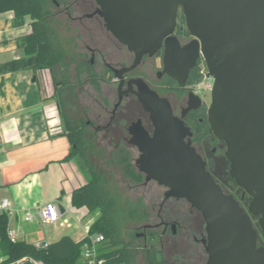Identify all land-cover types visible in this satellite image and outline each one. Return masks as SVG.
Listing matches in <instances>:
<instances>
[{"label": "water", "instance_id": "95a60500", "mask_svg": "<svg viewBox=\"0 0 264 264\" xmlns=\"http://www.w3.org/2000/svg\"><path fill=\"white\" fill-rule=\"evenodd\" d=\"M96 1L107 28L136 54L131 68L165 44L164 70L184 86L203 57L213 79L209 123L227 145L231 176L251 197L248 210L224 192L186 141L189 129L169 100L149 89L137 95L150 113L153 134L140 121L130 127L140 152L136 165L145 182L167 188L166 198H184L202 213L206 264H264L252 220L258 217L264 239V0ZM179 11L194 37L185 45L172 35Z\"/></svg>", "mask_w": 264, "mask_h": 264}, {"label": "flooded vegetation", "instance_id": "af4514ba", "mask_svg": "<svg viewBox=\"0 0 264 264\" xmlns=\"http://www.w3.org/2000/svg\"><path fill=\"white\" fill-rule=\"evenodd\" d=\"M52 2L56 17H65L64 22L70 32V35L62 40V46L67 53L66 62L54 69L57 82H54L51 74L58 104L63 103L61 96L65 90L69 92L74 85L70 83L71 78H66V75L74 74L77 80L74 86L89 83L93 87V92L89 87H85L81 96L82 103H85V116H81L79 120L82 119L85 123L86 141L87 130L94 129L91 138L94 141L102 140L103 143L97 142L102 149L108 150L107 145L112 146L114 155L120 154L124 149L129 150L130 154L133 149L139 152L138 147L131 142L134 134L130 132V127L140 121L142 126L153 134L154 126L150 113L145 110L137 95L138 92L149 89L169 100L174 114L181 118L189 129L186 141L190 142L202 156L207 170L224 192L233 195L241 206L248 210L251 197L231 176L230 161L226 154L227 145L214 134L209 123L211 89L204 85V76L193 82L192 72L201 69L203 57L198 58L184 86L179 85L164 70L165 44L155 54L145 55L136 67L131 68L136 54L107 28L104 18L98 12L100 5L96 0ZM56 31L58 35L60 32L58 29ZM172 35L182 45L194 39L187 30L185 16L181 11ZM57 40L58 43L61 41L59 37ZM147 61H150L152 66L151 74L140 70ZM78 75H81V78H78ZM93 79H97L99 85L94 84ZM90 103H98L99 108L92 109ZM190 103L195 107L187 110ZM131 114L133 116L129 117ZM88 144L90 155L96 144L94 142ZM153 182L157 183L153 180L149 182L144 180L138 185L147 186ZM158 185L163 189V192L157 193L158 196H162L163 193L162 199L157 203L147 204L149 210L146 207L145 209L150 212V216L141 228H138L142 231L136 232V236L142 237L146 242L144 251L148 253L153 247L149 242L158 240L160 247L155 249V252L158 259L162 260V264H206L209 257L206 250L208 234L202 213L184 198H166L167 188ZM252 220L259 231L258 246H264L258 217L253 216Z\"/></svg>", "mask_w": 264, "mask_h": 264}, {"label": "crops", "instance_id": "0c3cea01", "mask_svg": "<svg viewBox=\"0 0 264 264\" xmlns=\"http://www.w3.org/2000/svg\"><path fill=\"white\" fill-rule=\"evenodd\" d=\"M31 22L29 16H17L13 11L0 13V205L8 199L12 210L9 230L18 241L51 243L64 235L79 241L84 237L70 231V219L81 222L93 214L85 225L87 231L100 212L90 213L73 204L74 190L88 182L90 174L78 159H66L71 145L63 134L51 73L36 72L37 56L25 49ZM49 202H58L63 208L60 221L25 219L26 211L36 214L37 207ZM0 252L2 261L1 248Z\"/></svg>", "mask_w": 264, "mask_h": 264}, {"label": "trees", "instance_id": "16d2710c", "mask_svg": "<svg viewBox=\"0 0 264 264\" xmlns=\"http://www.w3.org/2000/svg\"><path fill=\"white\" fill-rule=\"evenodd\" d=\"M51 6H54L52 0H0V13L13 11L17 16H29L32 19V30L27 35L26 52L36 54L37 63L34 66L36 72L49 70L54 82H57L54 69L66 62L67 53L62 46L63 41L59 40L58 43L56 29L48 21L49 18L56 16V11ZM203 67H206L205 61L202 62L201 69L193 70V82L204 76ZM78 78H81V75H78ZM92 82L99 85L97 79H93ZM64 107V103L59 104V113L64 124L63 134L68 137L71 145L66 159H78L82 168L90 174L88 182L74 190L73 204L78 208L86 207L90 213L100 212V216L90 225L88 233L104 234L106 238L104 244L109 243L113 246L104 248V244L101 245L99 257L103 259L102 264H139L137 252L123 239L120 222L126 214L134 220H146L148 212L141 202L125 204L115 181L91 164L89 144L85 139V123L82 119L75 122L71 120ZM115 158L127 178L136 183L145 180L144 174L135 168L129 150L124 149L115 155ZM8 230L9 214L0 211V248L4 257L0 264H14L25 259H33L39 264H76L82 256L83 244L88 239V235L79 241L71 235H64L59 240L49 243L47 248L40 249L34 243L24 240L12 242ZM146 260L148 264H162L154 247L146 253Z\"/></svg>", "mask_w": 264, "mask_h": 264}, {"label": "rangeland", "instance_id": "374dc122", "mask_svg": "<svg viewBox=\"0 0 264 264\" xmlns=\"http://www.w3.org/2000/svg\"><path fill=\"white\" fill-rule=\"evenodd\" d=\"M52 9H55L54 6H51ZM65 17L60 16V18L53 16L52 18H49V23L55 28L59 30V38L60 40H64L67 35H70V32L68 28H66V24L64 22ZM99 64V63H98ZM99 65H97L98 67ZM141 72H145L146 74H151L152 66L150 64V61H147L144 63V65L140 68ZM59 77H61V74L59 73ZM68 77L71 78L70 83L76 84L77 80L74 78V74H70ZM167 81V80H164ZM164 81H161L163 83ZM208 81L204 82V85L207 86ZM72 85L70 88V91L65 90L64 94L61 96V100L64 103L65 111L67 112L68 116L71 120L77 121L81 116H85V108L84 104L82 103V94L84 93L85 87H89V89L93 92V87L89 83H85L83 86H74ZM72 90V91H71ZM94 94V93H93ZM98 103H90V107L94 110L99 108ZM113 105V103H112ZM91 109V110H92ZM133 114H131L129 117H132ZM94 129H88L86 133L87 142L93 144V142L96 144L94 148L92 149L91 154L89 155V159L91 164L102 173L107 174L110 176L113 181H115V184L119 187V190L121 191L122 199L124 203L133 204L136 203L138 200H142L145 207L148 203H157L162 199V196H158V192H163V189L159 187V185L155 182L150 183L147 186H142L141 184L138 185V183L130 180L127 178L122 170V167L118 165L116 162L114 152V147H110L107 145L108 150L102 149V147L97 142H102V140L94 141L92 137ZM123 145L125 143H122ZM104 145V144H103ZM139 156V152L137 149H133L131 153V159L133 164L136 167L135 161ZM148 194L147 196H145ZM141 202V203H142ZM147 208V207H146ZM149 210V208H147ZM125 212V211H124ZM125 215V213H124ZM94 215L90 214L87 215V217H84L83 221L77 222L73 219H70L72 222V229H70L71 232H74L76 234V237L83 238L87 236V231H85V225L90 222ZM148 216H150V212L148 213ZM123 217V214H122ZM147 221L146 220H137L132 219L129 217L128 214L124 216V218L121 220V233L123 236L124 241L129 244L136 252H137V262L139 264H148L146 260V252L144 251V244L146 243L145 240L142 237H137L136 232L142 231L141 228L142 224ZM149 244H152L154 249H158L160 247L158 240L149 242ZM104 248H113L112 245L109 243L104 244ZM1 257V252H0ZM76 264H86L84 258L81 256Z\"/></svg>", "mask_w": 264, "mask_h": 264}, {"label": "built area", "instance_id": "2783aa9c", "mask_svg": "<svg viewBox=\"0 0 264 264\" xmlns=\"http://www.w3.org/2000/svg\"><path fill=\"white\" fill-rule=\"evenodd\" d=\"M203 75L205 77V81H208L207 88L212 89L213 86V79L211 77H208V70L207 67L202 68ZM204 81V82H205ZM2 141V135L0 133V143ZM0 211H5L7 213H12V210L10 208V203L8 199H4L1 202L0 205ZM64 215V210L61 207L60 203L58 202H49L45 205H41L37 207L36 214L31 212L30 210L25 212V219L28 221L34 220L36 217H38L41 222L43 223H56L60 221V219ZM65 224L69 225V222L67 220H64ZM89 230V228H88ZM87 230L88 239L83 244L82 248V257L84 258L86 264H102L103 259H100L99 253H100V247L106 242V238L104 234L97 233L90 235ZM9 238L12 242L18 241L15 233L13 230H8ZM34 245L37 248L43 249L47 248L49 246V242L47 241H36Z\"/></svg>", "mask_w": 264, "mask_h": 264}]
</instances>
